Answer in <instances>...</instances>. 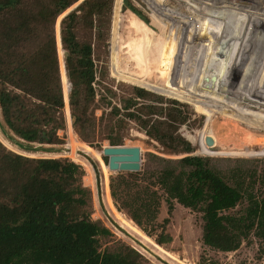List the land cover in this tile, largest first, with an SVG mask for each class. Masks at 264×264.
<instances>
[{
	"label": "trees",
	"instance_id": "trees-1",
	"mask_svg": "<svg viewBox=\"0 0 264 264\" xmlns=\"http://www.w3.org/2000/svg\"><path fill=\"white\" fill-rule=\"evenodd\" d=\"M78 1L0 0V127L9 140L26 150H33L34 142L59 143L57 131L66 125V102L67 113L70 104L71 115L76 117L75 130L102 157V148L90 141L101 132L102 119L92 105L98 78L93 43L80 34L87 31L92 37V32L99 30L100 16L112 0H82L60 21L66 73L72 85L66 95L56 22ZM120 3L114 0L113 4L111 61L116 56L118 34L119 64L131 74L126 81L189 102L205 116L200 109L205 110L210 100L245 89L264 113V56L209 54L196 48L195 42L182 40L152 22L129 0ZM122 22L130 28H126L128 33L120 32ZM201 51L211 57L201 71L200 82L195 83L198 91L191 96L184 89L192 80L197 81L192 67H200ZM239 57L245 60V67ZM111 71L115 74L112 62ZM142 87L135 88V96L127 97L123 107L114 106L111 119L122 114V109L124 117L117 118L113 128L128 118L172 153L186 155L178 160L159 157L164 163L159 169L112 175L110 191L117 208L126 210L141 229L153 235L162 190L170 213L175 202L202 213L206 246L230 252L255 237L264 253V196L258 197L244 182L230 184L205 158L191 155L194 146L180 132L186 123L181 110L185 104L154 96ZM153 101L171 106L163 110ZM163 111L164 119L152 122L148 117ZM108 139L112 145L123 144L119 133ZM193 140L199 147L200 140ZM262 147L264 142L259 149ZM65 148L67 154V144ZM102 159L108 163L107 157ZM84 176L85 169L72 159L28 156L7 148L0 140V264H144V256L128 244L100 250V239L113 232L100 219H93ZM242 203L245 206L235 210ZM156 240L159 245L166 244L172 236L163 228Z\"/></svg>",
	"mask_w": 264,
	"mask_h": 264
},
{
	"label": "rangeland",
	"instance_id": "rangeland-1",
	"mask_svg": "<svg viewBox=\"0 0 264 264\" xmlns=\"http://www.w3.org/2000/svg\"><path fill=\"white\" fill-rule=\"evenodd\" d=\"M123 1L125 0H121V3ZM129 1L134 7L138 10L140 9L145 15H147L152 22L163 26L170 33L175 34L178 38H182V40H191L195 42L198 45L196 48L206 50L209 54L211 53L213 55L217 52H223L230 53L232 55L252 54L255 57L264 56V42L241 43L234 37L224 38L220 36H213L208 32L205 33L192 30L186 24H179V22L168 19V15L167 17L164 16V14L156 10L145 0ZM229 1L230 0H162L167 10H170L177 17L182 18L183 16L185 18L195 19V24L200 29H205L208 27V24H210L211 28L208 30L209 32L220 31L223 29V33H226L227 35H231L236 31H241V34L245 36H264V28L255 27V25L264 26V22H261V20H258L255 16L258 13H250L251 15H248L241 11H234V7L237 8L238 6L242 8H252L256 3H260V5L264 6V0H235L236 6L233 8H229L231 2L230 5H227ZM185 2L191 5L188 6ZM79 3V1L74 3L69 10L71 11L76 8ZM113 4L114 0H112L111 5L105 9L103 14L100 16L101 22H99L100 25H98L99 30L94 28V30H96L92 32V37L87 31H81L80 34L82 38L91 39L93 43L94 60L96 65L95 68L98 78H96L95 84V101L92 105L95 106V115L98 118L102 117V119L99 120L101 132L95 137H92L90 141L93 145H97L98 148H102L105 144H110V139H108L109 136H115L116 133H119L120 135H123V144H133L141 148V170L146 168L159 169L164 164L159 157L178 160L186 154L172 153L164 145V143L147 135L136 121L126 118V123L121 124L120 127L113 128L112 126L117 118L124 117V110L122 109V114L119 116L115 115L113 116L114 119H111V111L114 106L117 105L118 107H123L122 102L127 97L135 96V88L142 87L141 85L126 81L128 80L126 79L127 74H131L123 68V64H119L120 59L117 50L118 34L115 45L116 56L113 57L111 61L113 49V29L111 33ZM225 4L227 6H224ZM222 6H224V9ZM69 10L68 12H70ZM65 14L66 13L64 11L61 15L64 16ZM173 14L171 16H174ZM218 15H222L221 17L224 16V18L221 19L216 17ZM236 15L246 18L247 23L252 26L247 27L232 23L234 22ZM225 18L230 20L231 23L225 22ZM123 28L125 29L123 30ZM126 28H129L128 25L122 22L120 32H124V34L128 33L129 30ZM212 28H214V30ZM166 33L168 34V32ZM206 51H201L199 53V56H202L200 60L201 63H199L200 67L198 68L195 65V67H192L197 74V81L194 82V79V81L192 80L190 84L185 87V94L192 96L193 93L198 91L195 83L200 82L202 77L201 74H203L201 71L207 67L211 57L210 55L204 53ZM168 58L171 57L169 56ZM239 59L242 60L245 67V60H243L242 57H239ZM111 62L113 63L115 74L111 71ZM194 71L193 75L195 77ZM142 88L149 90L154 94V96L161 95L165 98L176 99L185 104L181 106V110L183 111V116L186 117V123L180 127V132L194 146V151L190 153L191 155L205 158L209 166L220 170L230 184H234L235 181L244 182V185L249 189H252L258 197L264 196V147L259 149L264 142V113L250 98L247 90L242 89L241 91L228 94L224 98L210 100L205 110L200 109L205 112V116L204 114L198 112L195 106L189 102L161 92L153 91L146 87ZM149 103H151V101H149ZM152 103L160 108L162 107L163 110L167 108L168 105L171 106V104L167 102L153 101ZM64 113L66 125L64 128L58 129L57 131V134L61 139L59 143L34 142L31 143L33 150H26L9 140L6 135L3 134L1 127L0 140L7 148L18 153L32 157L68 158L82 165L85 169L83 182L88 190H90L92 199V217L94 220L100 219L113 232L111 236L102 237L100 239V250L115 249L120 247L122 244H128L136 248L144 256V259L142 260L144 264H171L170 260L163 259L154 254L153 247L151 245L146 243L143 244L139 237L126 232V229L119 222H117V220H119L117 214H120L126 220L131 221L139 227L130 219L131 217L126 210H119L117 208L114 199L112 198L110 191V179L112 175H116L118 173L111 172L105 160L104 161L106 163L102 162L91 150L84 148V150L96 160L101 170V178L99 180L100 184L98 185L96 171L94 170L92 164L85 158L73 154L69 143L70 136L72 134L75 133V135L78 136L82 142L89 145L90 143L83 140L75 130L73 125L74 116L72 117L71 115L70 104L69 113H67L66 102ZM148 117L152 120V122L156 119H164V111L162 114L158 112L152 113ZM1 119L2 113L0 109V122ZM14 136L18 140L23 141L17 135ZM208 136L212 138V143L207 142ZM193 138H198V142L200 140L199 147L197 146L196 140H193ZM25 143L27 144V142ZM66 144L68 145V155L65 153V150H67L65 148ZM199 149L203 152L212 153L214 155L203 154L199 151ZM142 182L145 183L144 181ZM159 191L163 196L160 212L156 220L157 225L152 229V233L154 234L149 235L143 229L139 228L156 243H158L156 238L163 232V228H165L166 232L171 234L172 241L160 245L171 255V257L179 260L178 262L180 264H264V253L259 251L260 241L255 237H251L250 241H244L237 250L230 252L218 251L206 246L202 241V213L192 210L191 208L184 207L178 202H175L174 209L170 213L168 203L166 201V194L163 193L162 190ZM244 206L245 203H242L235 210H239ZM109 214L112 217L114 216L113 218L117 219L116 222L120 224L124 230L123 228L115 226L109 220ZM166 218H169V220L167 224L164 225V220ZM141 246L144 247L145 250H142Z\"/></svg>",
	"mask_w": 264,
	"mask_h": 264
},
{
	"label": "bare ground",
	"instance_id": "bare-ground-1",
	"mask_svg": "<svg viewBox=\"0 0 264 264\" xmlns=\"http://www.w3.org/2000/svg\"><path fill=\"white\" fill-rule=\"evenodd\" d=\"M146 2H148V4L150 3L156 10H158L159 12H161L162 14H164V16L167 17V15L169 16L168 19L176 21L182 23V24H186L188 25L192 30H196V31H201V32H208L211 33L213 36H220V37H234L235 39H237V41H240L241 43L246 42V43H257V42H264V36L262 35H257L255 37H250V36H245L243 34H241V31H236L235 33L231 34V35H227L226 33H223V29L220 31H214V32H209L208 30L211 28V25L208 24V27H206L205 29H200L196 24H195V19H190V18H185L182 15L181 17H177L176 15H174L170 10H167V8H165L164 3L162 2V0H145ZM184 1H188V0H184ZM210 1V0H209ZM231 2V5H230ZM263 2V1H262ZM186 3V2H185ZM254 4V3H253ZM186 5L190 6L191 4L186 3ZM193 5V4H192ZM227 5H230V7H234L236 6V2L235 0H230L228 2ZM226 4L224 6H227ZM222 6V8L224 7ZM217 7V6H216ZM239 7V8H238ZM237 8H235L234 11H241L244 12L248 15L251 14H257L255 15L256 18L258 20H261V22H264V6L260 5V3H256L252 8H242L240 6H238ZM71 8V7H70ZM221 8V7H220ZM69 9V8H68ZM191 9V8H190ZM224 9V8H223ZM220 11V9H219ZM206 12V11H205ZM251 13V14H250ZM174 16H171V15ZM203 15V14H202ZM222 15H218L216 17L223 19V17H221ZM204 17V16H203ZM235 17V16H234ZM248 17V16H247ZM62 15H60V17L58 18L57 24H56V32H57V42H58V52H59V60H60V67H61V74H62V81H63V86H64V90L66 95L69 94L70 92V81L68 79L67 73H66V68H65V59H64V49L62 47L61 44V36H60V21H61ZM209 18V17H208ZM248 19V18H247ZM218 21V20H217ZM225 22L227 23H231L230 20L228 19H224ZM210 22V21H209ZM222 22V21H221ZM212 23V22H211ZM232 23H236L238 25H243V26H247V27H251L252 25L247 23L246 18H244L243 16L240 15H236L234 22ZM259 23V22H258ZM256 28H264L263 25H255ZM214 30V28H212ZM210 34V35H211ZM70 146H71V150L73 152V154L78 155L79 157H83L79 152L80 151H85L84 148H86L87 150H91L96 156L97 158H99V160H101L102 162L103 159L101 157V155L93 148L91 147L89 144L82 142L78 136L74 134H72L70 136ZM127 143V142H126ZM131 143V142H130ZM128 145H133V144H128ZM81 147V148H79ZM86 152V151H85ZM77 159V158H76ZM86 159V158H85ZM78 160V159H77ZM88 160V159H86ZM95 160V159H94ZM89 161V160H88ZM90 162V161H89ZM91 163V162H90ZM92 164V163H91ZM93 166V165H92ZM94 168V166H93ZM101 171V170H100ZM110 200V198H109ZM110 211V210H109ZM111 213V212H110ZM118 219L114 218L115 220H117V222H119L131 235L139 237L141 239V241L143 242V244H149L153 247V253L156 254L157 256H160L163 259H168L170 260L171 264H180L175 258L171 257V255L165 251L163 249L162 246H160L158 243H156L151 237H149L148 235H146V233H144L139 227H137L134 223H132L129 220H126L123 216H121L120 214H117ZM114 217V216H113ZM131 219V218H130ZM132 220V219H131ZM133 221V220H132ZM142 250H145L144 247H142Z\"/></svg>",
	"mask_w": 264,
	"mask_h": 264
},
{
	"label": "water",
	"instance_id": "water-1",
	"mask_svg": "<svg viewBox=\"0 0 264 264\" xmlns=\"http://www.w3.org/2000/svg\"><path fill=\"white\" fill-rule=\"evenodd\" d=\"M80 0L79 2H81ZM67 9L65 13H68ZM70 11V10H69ZM65 14V15H66ZM64 15V16H65ZM62 16V18L64 17ZM61 18V19H62ZM67 56V53H64V58ZM66 67V65H65ZM71 84V82H70ZM71 90V87H70ZM76 119V117H73V122ZM212 138L210 136L207 137V142L212 143ZM82 156H84L86 159H88L92 165L94 166V170L96 171V178L98 180V185L100 184L99 180L101 178L100 175V168L96 163V160L85 151L79 152ZM102 156L108 158V168L113 173H119V172H137L140 171L142 168V153L141 148L137 145H127V144H120V145H104L102 147ZM100 194V191H99ZM112 216H108L109 220L117 227L123 228L120 224L114 220V218H110ZM124 230V228H123ZM126 232H128L126 230Z\"/></svg>",
	"mask_w": 264,
	"mask_h": 264
}]
</instances>
